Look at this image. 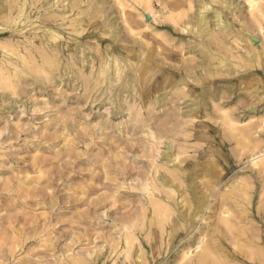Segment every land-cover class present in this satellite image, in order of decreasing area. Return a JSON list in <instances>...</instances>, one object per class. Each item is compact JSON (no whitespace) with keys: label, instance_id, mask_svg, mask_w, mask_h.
<instances>
[{"label":"rangeland","instance_id":"obj_1","mask_svg":"<svg viewBox=\"0 0 264 264\" xmlns=\"http://www.w3.org/2000/svg\"><path fill=\"white\" fill-rule=\"evenodd\" d=\"M182 1L185 2V0H103L104 6L101 10L103 12L98 13L96 18L83 20L84 31L76 27L77 32L67 34L69 38L86 44L88 50H83L80 46L81 52L73 60L66 58L65 65L45 61L46 55L40 53V50L33 52L29 46L16 43L22 41V38L12 36L0 38V55L9 53L12 61L18 60L19 70V76L10 70L3 72L4 75L0 72V264H14L18 259L28 258L32 254H35L33 259L41 260L43 264H139L140 259L136 258L139 255L138 246L130 248L131 257L124 253L125 231H120L119 222L115 221L118 218L115 212L121 210L129 212L130 217L126 222L138 227L136 233H141H139L141 240L147 242L148 247L153 245V251L144 250L147 252L145 258L147 264H178L176 258L182 253L180 244L190 238L196 239L212 234L211 226H215L218 217L223 215L222 207H228L232 215H237L244 207L259 208L264 215V176L261 182L247 186L250 191L247 194L240 190L246 183L247 174L249 175L255 168L250 158L260 156L242 155L244 149L240 148L237 139L228 132L229 119L227 122L226 116L229 118L232 109L237 107V99L228 105L222 99H207L205 102L207 109L199 110L195 116H181L191 109L189 104L194 99L193 96L198 95L202 89L199 86L209 84L203 70L197 76H187L188 81L192 83L190 92H195L193 95L187 93L188 87H185V92L173 87V81L165 76V79L162 77L152 80L154 84L152 83L148 90H141L140 85L139 92L142 95L149 90L152 92L149 108L152 118L144 117L147 122L141 127H138L137 122L140 115L132 107L140 104L142 95L139 100H133L129 91L120 93L119 89H116L112 91V99H109L111 95L103 93L104 85L101 80H104V74L101 73L99 62L103 57L105 45L111 43L107 42L111 32L116 35L118 45L127 47L126 55L132 56L129 59H134L135 53L144 52L150 70L157 68L155 64L157 58H163L165 54L174 55L171 48L176 43V46L180 44L177 47L179 49L176 48L177 51H181L185 58L193 57L197 61L200 60L197 53L188 52L191 44L188 42H197L195 35L189 34V41L175 40L165 33L164 27L158 29L157 22L151 19L152 15L156 17V21H162L171 13L174 14L180 9L186 10L188 4ZM255 1L258 10L256 8L252 12L249 11L246 2L243 7L241 4L238 5L241 10L238 15L235 13V19L240 22L233 23L234 27L243 25L246 29L239 44L246 49V55L233 56L231 60L240 64L247 63L245 68L257 70L256 73L239 72L240 69L234 65L209 71V74L215 75L214 78L220 73L224 78L231 79L227 84V91L230 95L238 94L245 109L259 107L257 114H250L239 123L246 126L257 122L251 130L254 137L255 131L264 130V0ZM41 2L42 0H34L33 3L40 5ZM175 3L178 4V9L170 12L171 5ZM189 3L190 8L194 9L198 0H189ZM208 15L212 27L213 14L211 12ZM10 19L8 15L4 21L9 22ZM132 20L137 21L133 30L134 33H139L138 35L130 32L131 29L127 26V21ZM30 26L18 28L28 36L33 31ZM124 33H127L134 43L123 40ZM232 45L234 48L239 47L238 44ZM80 57L84 59L83 64L78 63ZM88 58L91 61L87 62ZM165 60L166 63L170 61L169 58ZM4 61L7 62L6 59ZM4 61H1L2 64ZM43 63L49 68L45 65L44 68ZM90 63H93L92 68ZM137 63L138 60L134 66ZM39 66L43 68L40 69ZM131 78V81L134 80L133 76ZM87 85L89 87L95 85L94 88L90 87V91L87 90L92 99L88 97L86 102H81L73 98L75 95L84 94ZM216 87L221 91L226 90L220 81L216 82ZM159 96L165 97V104L152 105L160 99ZM212 102L215 105H212ZM10 103L13 104V110L7 112ZM219 103H224L220 110L217 109ZM118 110L121 113H117ZM170 119L178 121L175 129L168 127L172 125L168 123ZM182 123L183 127L180 126ZM165 126L168 127L166 128L168 131L171 128V131L168 132ZM177 128L180 131L176 130ZM183 130H186L185 137L180 134ZM96 132L104 133L105 137L109 135L105 142L111 143L113 148L110 149L107 144L101 142L92 145L91 136ZM156 132L160 133L161 139ZM258 140L264 142L262 136ZM150 142L153 143V150L149 148ZM181 145L185 153L180 156V160L190 159L197 163L192 181L196 186V197L187 189L181 196L187 195V202L182 205L175 199L182 193L181 191L177 194L164 188L163 194L170 196V200L175 203L172 208L178 209L172 214L171 222L182 224L181 227L177 225L172 234L168 229L161 239L154 232L158 230L157 226L143 228L147 222H160L162 219L154 213L149 204L151 198L154 200L155 196L152 194L149 196L141 188L145 182L142 176L149 174L147 169L150 166L147 165L152 163V155L156 152L154 148H159L156 165L159 162L158 165L164 167L163 154L167 152V147L170 146L168 152L176 154ZM90 146L92 149H89ZM153 151L155 152L151 153ZM261 153L263 154L261 158H264V152ZM99 161H103L100 162L103 164V166L100 164L102 168L107 164L108 170L107 167L98 169ZM34 162L36 164L32 166ZM124 166L130 168L132 173L124 174L122 172ZM88 169L91 171L94 169L101 175V183L84 175L90 171ZM164 169L180 173L176 167L165 166ZM161 170L165 171L163 168ZM208 170L214 173L204 176ZM205 181H208L207 188L202 184ZM88 183L97 187L88 199L96 200L98 196L101 197L100 204L94 202L95 205H91L92 207L86 205V196L81 191L82 186ZM102 183L105 187H102ZM227 185H232V189L225 192ZM128 186L130 189H126ZM255 191H258L257 197L252 203L250 196L256 195ZM203 193L208 195L206 202L197 206V200L205 201L201 198ZM144 204L149 205L148 210ZM242 235L243 231L238 236L239 240L237 239V242L236 238L234 240L235 244L240 243L237 244L239 249L243 247L238 250L241 253L245 250L243 242L245 236ZM23 243L28 244L27 247L24 248ZM130 261L132 263H129Z\"/></svg>","mask_w":264,"mask_h":264},{"label":"bare ground","instance_id":"obj_2","mask_svg":"<svg viewBox=\"0 0 264 264\" xmlns=\"http://www.w3.org/2000/svg\"><path fill=\"white\" fill-rule=\"evenodd\" d=\"M235 1H236V3H234ZM33 2H34V0H0V38H3L5 36L6 37L12 36V37L22 38V41H16V43L25 44V45L29 46L33 50V52L40 50V53L43 52L44 55H46V56L43 55L45 57V61H49L51 63L56 62L57 65L64 64V61L67 62L66 58L72 59V60L75 59V57L79 54V52H81V51H79L80 46L83 47V50H88L86 44H84L81 41L79 42V41L75 40L74 38H69L67 34L77 32L76 27H79L81 29V31H84L85 28L83 27V24H84L83 20L88 19L90 17L96 18L98 13L103 12V11H101L102 7L104 6V5L102 6L103 0H42L40 5H36ZM182 2H184V1H182ZM185 2L188 4L186 10L182 11L180 9L179 11H177L174 14L171 13L168 17L164 18V20H162V21L161 20L156 21V17H154L152 15H151V19H152V21L157 22V24H158L157 28L158 29L164 27L165 33L168 36H170L171 38L173 37L175 40H178V41L179 40H186L187 41L189 38L188 37L189 34L195 35L197 42L196 41L191 42L188 40L189 41L188 43H191L189 45L188 52L192 51V52L197 53L200 60L197 61L193 57L185 58L184 55L181 53V51L180 52L177 51V49H179L177 47L180 44L178 46H176L177 45V43H176V45H175L176 47L173 45V47L171 48V51H172V53H174V55L169 56V55L165 54L164 56L162 55L163 58H160V59L157 58V60L155 61V64H157L156 65L157 68L156 69L152 68L150 70L149 66L147 65L144 52L135 53L134 59H132V60L129 59V58H132V56L126 55L127 47L124 45H118L116 35L111 32L110 33V39H109V41H107V42H111V43H107L105 45V47L103 49L104 50L103 57L99 62L101 73L104 74L103 75L104 80H101V83L103 82V85H104L103 86V93H105L106 95H109V96L111 95L109 97V99H112L111 98L113 95L112 91L119 89L120 93L129 91L131 93L133 100H139V97L142 95V93L139 92L140 85H141V87H140L141 90L142 89L148 90L149 87L152 86V83H153L152 80L155 81V80L163 77V79H165V78L171 79L174 83L173 87L180 88L182 92H185V87H188L187 93H189L190 95H193L195 92H193V91L190 92L189 88L192 86V83L188 81L187 76H190V77L197 76V74L198 73L200 74L201 71L203 70L204 75L207 76V80H209V84L207 86H199V88H202V89L199 90L198 95L193 96L194 99L189 104L191 109L184 112L183 115H181V116H190V117L192 115L195 116V114H198L199 110L203 111L204 109H207L205 107L206 106L205 102L207 101V99H214V100L222 99V100H224V103L226 105L233 103L237 99V102H236L237 107L235 109H232L231 116L228 118L226 115H224L227 118V120H226L227 122L229 119V127H228L229 130H228V132L231 134V136L234 139H237V141H238L237 143H239L241 146L240 148L244 149V153H242V155H244L245 157H254L255 155L259 154L258 156H260V157L250 158V162H251L252 166H254L255 168H253V170H251L249 175L247 174L246 183L243 184L241 186L242 189H240V190H243L244 192H246L245 194H247V192H250L249 189L247 188V186H251L253 184L259 183V181L261 182V178H262V176H264V158H261L262 157L261 155H263L261 152H264V142L262 140H258V138L260 136H262L264 138V134H263L264 130L262 129L263 130L262 132L255 131L257 137L256 136L254 137L251 130L254 128V125H256L257 122L254 121L251 124H248L246 126H245V124L239 125V123L243 119L249 117L250 114H257L259 107L253 106V107H250L248 109H245V107L243 106V102L240 101L241 97H239L238 94H234V93L230 95L227 91V89H228L227 84L231 81V79L224 78L220 73L216 74L217 78H214L215 75L209 74V71L213 68H214V70H217L222 66L223 67L224 66L232 67V65H234L240 69L239 72H244L245 74L256 73L255 71H257V70H250L248 68H245V67H247V63L245 64V62H243L240 64L239 62L232 61L231 58L233 56H240V55L245 56L246 55V49L242 45H239L242 41V38H244V31L246 29L243 25H240L239 27H234V23H233V21L240 22V21H238V19H235V13L237 14L241 10L238 5L241 4V6L243 7L244 2H246L248 4L247 7H249V11L252 12L254 9L257 8L256 7L257 4H256L255 0H198L196 7L193 9V7L190 8L191 6L189 3V0H185ZM176 9H178V4L175 3V4L171 5L170 12H172L173 10H176ZM190 10H191V12H190ZM257 10H258V8H257ZM211 12L213 14L212 15L213 16V21H212L213 26L212 27H210V20L208 18V16H209L208 14ZM152 14H155V13L152 12ZM258 14H259V11H258ZM8 15L10 16L11 19L9 20V22H6V20L4 21V18L8 17ZM142 15H144V14H142ZM246 15L247 14H245L244 16L246 17ZM144 18H145V15H144ZM147 20H148V17H147ZM147 20L145 19V22H147ZM136 22L134 20L127 21V26L131 29V31L130 30L129 31L132 33H134L133 27H135L137 25ZM143 24H145V23H143ZM148 24H145V25H148ZM30 25H33V26H30ZM25 26H30V29L33 30L32 33H30V35H28V36H25L24 33L22 32V29H21V28H24ZM18 27H21V28H18ZM154 29H156V28H154ZM37 30H40V31L37 32ZM130 32H128V33H130ZM134 34L138 35L139 33L135 32ZM123 35H125L123 40H129V42H131V43L134 41V40L131 41L130 36H128L127 33H124ZM163 35L161 34V36H163ZM134 37H135V35H134ZM162 38L165 39V37H162ZM166 40H167V38H166ZM168 40H170V39H168ZM162 42H164V41H162ZM169 43H170V41H169ZM180 43L182 44V42H180ZM232 44H238L239 47L234 48V46ZM132 45H134V44H132ZM139 46H141V45H139ZM235 46H237V45H235ZM174 47H175V49H174ZM25 49H27V48H25ZM233 50H234V52H233ZM27 51H28V49H27ZM155 52H157V51H155ZM14 53H15V51H14ZM26 54H27V52H26ZM256 54H258V53H256ZM37 55H38V52H37ZM40 55H42V54H40ZM82 55H84V54H82ZM0 56H1L0 62L1 61L3 62L4 59H6L7 62H9V63H7L6 61H4V64H2V62H1V64H0L1 75L3 74V72L10 70V72L19 76V72H18L19 70H17L18 69L17 68L18 60L12 61V57L10 58L9 53H2ZM247 56H248V54H247ZM257 57H258V55H257ZM19 58L21 59V57H19ZM31 58H32V56H31ZM168 58L170 59V61L168 63H166L165 59H168ZM22 59H24V58L22 57ZM88 60H90V58H88L86 61L88 62ZM136 60H138V63L136 64V66H134V63ZM255 60H256V58H255ZM22 61H24V60H22ZM41 62H42V60H41ZM257 62H258V60H257ZM33 63H35V61ZM78 63L79 64L84 63L83 57L80 59V61H78ZM90 64H91V68H92L93 63H90ZM34 65H33V67H34ZM44 65L45 64L43 63L42 66L44 67ZM248 65L250 67H253L251 64H248ZM42 66H39V68ZM45 66H48V65H45ZM48 68H49V66H48ZM241 70H243V71H241ZM45 71H47V70H45ZM20 72H22V71L20 70ZM149 73H152V74H149ZM177 73H179V74H177ZM34 75H35V73H34ZM132 76H133L134 80L131 81ZM164 76H165V78H164ZM163 79H162V81H163ZM217 81H220L226 90L221 91V89H218L216 87ZM85 84H86V82H85ZM94 86L95 85L90 86V87L94 88ZM90 87L87 85V88H86V91L84 94L75 95L73 98H75L77 101L86 102V99L88 97H90V98L92 97L91 95H89V93L87 94V90L89 89V91H90ZM132 88H133V90H132ZM157 88H158V86H157ZM205 95H206V97H205ZM151 96H152V92H151V90H149L147 93L142 95L141 99L139 100L140 104L134 105L136 107H134V106L132 107V108H134V111L138 115H140L139 116L140 119L138 118V121H137L138 125H139L138 127L145 125V122H147L145 119H143L144 117H151L152 116L151 112L149 111L150 110L149 108L151 106V104H150V97ZM165 102H166L165 97L161 96L160 99L152 105L165 104ZM224 103H219V105H217V109L220 110L223 107L222 105ZM213 104L214 103L212 102V105ZM7 110H8L7 112L12 111L13 110V104L10 103V105L7 107ZM113 110L116 111L117 109L113 108ZM117 113H121V111L118 110ZM193 121H194V119H193ZM188 122H189V120H188ZM168 123H171L173 125V126L171 125L168 127H174V129L178 125V121L176 119H170V121ZM184 124L186 125V122ZM184 124L180 125V126L183 127ZM258 124H260V123H258ZM180 126H178V128ZM20 127H18V128H20ZM168 127L165 126V129ZM178 128L176 130L180 129V128L179 129ZM162 129H164V128H161V130ZM170 129H169V131H171ZM17 130H19V129H17ZM166 130L168 131V129H166ZM192 132H194V131H192ZM20 133H21V131H20ZM150 133L152 134V131ZM156 133H158V132H156ZM160 133H161V131H160ZM160 133H158L157 135L159 136ZM180 134L185 137L186 136V130H183ZM168 135H169V133H168ZM108 136L105 137L104 133L102 134V133L96 132L93 136H91L90 141H92V145H94V146H95V144L98 145L101 142L102 144H107L108 148L112 149L113 148L112 144L105 142L106 138H109ZM152 136L153 135H151V137ZM158 136L156 138H158ZM160 137H161V135L159 136V139H161ZM156 138H154V139L157 140ZM229 138H230V136H229ZM233 138H231V139H233ZM181 139H183V137ZM149 141H151V140H149ZM231 141H233V140H231ZM151 142L149 144L150 147H149V145H148V147L153 150V143H151ZM88 144H90V143H88ZM154 146H155V144H154ZM167 148H168L166 150L167 152H165L163 154V158L165 160L163 165H165L166 168L176 167L180 170V173H177L176 171L165 170L164 169L165 166L161 167L160 164L158 165L159 162L156 165V161H157L158 154H159V148H156V149L154 148V150L156 152L155 151L151 152V153L155 152L154 155H152V159H151L152 163L151 164L148 163V165H147V166H150L147 169L149 174L142 176L144 178L142 180H144L145 182L142 181L144 184L141 187L142 190H144L146 193H148L149 196H151V194L155 196L154 200L151 198V200H150L151 202L149 201L150 202L149 204L151 205V208L155 211L154 213H156L157 216L160 219H162V220H160V222H147V223H145V227H143V228L147 227L149 229L152 226H157L158 230L157 231L155 230L154 232L161 239L163 238L164 234L167 233L168 229L170 230V233H171L172 231H174V228H176L177 225H179V227H181L180 224H182V222H171L172 214H174L178 209L172 208L175 206V203L172 202V200H170L171 199L170 196H166L165 194H163L164 188H167L172 192H176L177 194L181 191L182 193L178 194L175 199L177 200L178 203H180L182 205H184L187 202V195H184V197H181L182 194L187 191V189L189 190L190 193L193 194L194 197H196V186L192 182L193 178H194L193 176L197 170L196 161L192 162V161H190V159L189 160H187V159L180 160V158H181L180 156L184 155L183 153H185V150L183 149L182 145L180 146V148L176 154H172L170 151L168 152V150L170 149V146H168ZM89 149H92V147ZM128 149H130V147ZM186 149L188 150V148H186ZM99 150L102 151L101 149H99ZM75 158H76V156H75ZM77 159H79V158H77ZM35 162L33 163L34 165H32V166H35V164H36ZM79 162H80V160H79ZM100 162H103V161H99V165L101 164ZM105 163H108V162H105ZM170 163L172 165H170ZM99 165L97 167H98V169L100 168L101 170L103 168L107 167V164H104V166L105 165L106 166L103 168H102L103 164H101L102 166L100 165L101 167H99ZM158 166H160V167H158ZM210 167H212V166H210ZM162 168L166 172L162 171L161 170ZM88 170H90V171H87L84 175L86 177L88 176V178L93 180V181L101 183L100 182L101 175L99 173H96L97 171L95 172L94 169L92 171H91V169H88ZM107 170H108V167H107ZM93 172H95L96 174ZM108 172H106V173H108ZM122 172L124 174H126V173L131 174L132 173L130 168H128L127 166L123 167ZM212 173H214V172L208 170L206 173H204L205 174L204 176L211 175ZM106 175H108V174H106ZM109 176H107V177H109ZM72 178H74V177H72ZM104 178H105V176H104ZM105 179H107V178H105ZM112 180H110V181H112ZM176 181H178V183H175ZM202 184H203V187L204 186H205V188L208 187V181L202 182ZM94 185H92L91 183H88V184H84L81 188L82 193H84V195L86 196V202L85 203L88 207L89 206L92 207L93 205H95V203L100 204V202H101L100 201L101 197H99V196L97 197L96 200L88 199V197L91 194H93L97 189V187ZM101 185H102V187L104 186L103 183ZM238 187H240V186H238ZM225 188H226L225 192H227L230 189H232V185H229V186L227 185ZM126 189H130V187L128 186V187H126ZM257 192L258 191H255L256 195L250 196V200L252 203H254V201L257 197ZM206 197H208V195L203 193L201 195V198H203L205 201L200 200L201 201L200 202L197 200V206L199 204H202L203 202H206ZM244 200H246V199L244 198ZM145 206H146L145 209L148 210L149 205H145ZM239 206L242 207V205H239ZM153 210H151V211L153 212ZM228 210H229L228 207H222L221 208V213L224 216L223 215L221 217L219 216L217 219L216 225L213 227L211 226V228H213V231L211 230L212 234H209L206 237L200 236V237H197L196 239L190 238L189 240L183 241L180 244L179 247L181 248L182 253L179 255V257L176 258V261L178 262V264H264V215L262 213V210L259 208L254 209L253 207H251V209H247L244 207L242 210H239V213H237V215L236 214L235 215L230 214V211H228ZM121 211L115 212V214L118 215V218L115 219V221L117 220L119 222L118 224H119L120 231H125V235L123 236L124 244H125L124 253H128V256L131 257L129 255L130 248H132V247L136 248L138 246L139 255H137L136 258L140 259L139 264H147L146 260H145L146 254L148 251L154 250L153 245L148 247L146 245L147 242L145 243L144 241L141 240V238L139 236L141 233L140 232L136 233V230L138 227L133 223L126 222V221H128V219L130 217L129 212H126V211L121 212ZM156 214H155V216H156ZM164 221H166V222H164ZM142 223L144 224V222H142ZM213 225H214V223H213ZM242 231H243V235L245 236V238L243 239V242L245 243L244 244L245 250H243L244 252L241 253V252H238V250H240L242 246L239 249L238 245H240V243L239 244L237 243L238 244L237 245V244H235V242H237L239 240L238 236L240 234H242ZM136 236H137V238H136ZM235 238H236V241L234 242ZM135 240H137V241L135 242ZM146 241H147V238H146ZM243 242H241V243H243ZM168 243H170V242H168ZM23 245H24L23 247L25 248V247H27L28 244L23 243ZM24 248H23V250H24ZM144 250H146L147 252ZM169 251H168V253H169ZM34 255L35 254L28 256V258H26V257L20 258L16 262H14V264H43V262L41 260L33 259L32 257ZM129 257H128V259H129ZM129 263H132V262L130 261Z\"/></svg>","mask_w":264,"mask_h":264}]
</instances>
